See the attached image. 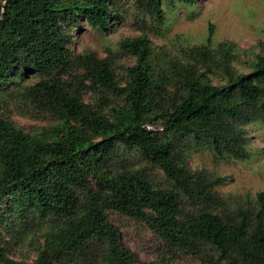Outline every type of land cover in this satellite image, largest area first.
<instances>
[{
    "label": "trees",
    "instance_id": "1",
    "mask_svg": "<svg viewBox=\"0 0 264 264\" xmlns=\"http://www.w3.org/2000/svg\"><path fill=\"white\" fill-rule=\"evenodd\" d=\"M138 1L165 21L166 0ZM117 16L113 0H0V111L13 96L57 119L30 134L0 112V264H144L107 210L143 222L170 247L210 248L206 264H264V189L255 209L219 212L223 177L192 170L185 154L248 157L243 125L264 121V53L240 73L226 44L218 62L207 46L196 47L185 64L170 61L159 72L141 35L121 43L137 63L120 85L109 58L69 47L82 18L106 32ZM213 65L225 83L200 71ZM93 88L118 99L86 103ZM157 123L161 130L150 128ZM121 148L161 169L169 184L156 187L143 168H115ZM27 243L36 258L14 259Z\"/></svg>",
    "mask_w": 264,
    "mask_h": 264
},
{
    "label": "rangeland",
    "instance_id": "2",
    "mask_svg": "<svg viewBox=\"0 0 264 264\" xmlns=\"http://www.w3.org/2000/svg\"><path fill=\"white\" fill-rule=\"evenodd\" d=\"M162 6L165 21L161 23L138 0H113V9L118 16L109 29L106 32L97 31L86 18H82L81 27L71 31L69 47L76 54L92 51L102 58H109L120 85L126 82L128 67L137 63L136 56L125 52L121 43L141 35H146L151 41L159 72L170 61L185 64L189 53L196 47L207 46L215 62H218L223 59L221 46L226 44L230 53L228 63L240 73L250 72L257 56L264 53V0H197L194 6H187L180 0H166ZM211 25L214 32L210 36ZM200 71L216 85L225 83L224 73L217 65L211 69L201 67ZM37 78L35 76L30 81ZM102 94L107 95L111 105L118 99L110 91L93 88L84 93V101L97 106L101 103ZM6 98L0 112L5 119L27 133L40 134L42 128L57 123L53 115L39 111L29 103L13 96ZM150 128L161 130V124ZM243 128L248 139L247 158L220 157L207 149L190 148L185 152L192 170L206 171L213 178L223 177L222 183L215 187L223 200L222 207L217 209L219 212L238 207L255 209L257 193L264 189V121L245 122ZM113 166L143 168L156 187L169 184L164 172L152 167L136 151L119 149ZM184 204L190 208L189 204ZM106 213L120 228L124 244L144 264H206L208 253L214 252L203 246L190 251L170 247L143 222L113 210ZM11 256L31 262L37 252L27 243L18 246Z\"/></svg>",
    "mask_w": 264,
    "mask_h": 264
}]
</instances>
